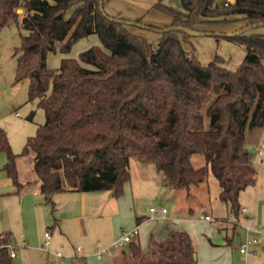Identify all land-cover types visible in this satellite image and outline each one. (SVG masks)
Wrapping results in <instances>:
<instances>
[{
    "label": "trees",
    "instance_id": "trees-1",
    "mask_svg": "<svg viewBox=\"0 0 264 264\" xmlns=\"http://www.w3.org/2000/svg\"><path fill=\"white\" fill-rule=\"evenodd\" d=\"M181 3L184 13L162 0L154 4L173 17L170 26L158 29L155 47L132 33L130 23L102 10L103 0H0V32L13 22L25 31L16 80H30V98L39 100L46 115L20 155L0 130L4 171L18 190L26 183L19 178L17 159L29 157L51 205L55 194L68 191H111L120 198L136 159L153 164L170 190L189 189L214 175L220 202L239 220L241 193L257 185L246 135L264 127V36L227 37L247 50L236 71L219 57L202 65L184 49L181 36H195L185 30L207 34L205 26L238 19L245 28L264 24V0ZM91 35L102 47L63 59L57 70L48 68L50 53L68 54ZM195 155L205 158L204 166L194 167ZM12 239L0 235V264H12ZM130 250L139 264L197 263L185 232L163 242L152 238L147 252L131 242Z\"/></svg>",
    "mask_w": 264,
    "mask_h": 264
},
{
    "label": "rangeland",
    "instance_id": "rangeland-1",
    "mask_svg": "<svg viewBox=\"0 0 264 264\" xmlns=\"http://www.w3.org/2000/svg\"><path fill=\"white\" fill-rule=\"evenodd\" d=\"M158 1L103 0L104 11L109 16L113 19L129 22L131 25L128 26V29L132 33L145 38L155 47L158 46L160 40L158 29L170 26L173 22L171 14L153 7ZM218 1L224 3V0ZM162 3L177 12L184 13L181 0H162ZM18 14L23 17L24 12ZM20 21L21 19H19ZM244 25L242 19L229 23L208 25L203 28L207 34L192 37L182 35L181 40L184 49L189 54L195 55L202 65H208L219 57L223 60L225 68L236 71L243 63L247 50L240 43L227 37L241 32L245 28ZM24 33L25 31L20 23L15 22L4 27L0 32V130L6 133L11 149L16 155L23 153L28 140L34 137L38 129L46 122V115L39 105V100L30 98V80L24 79L19 82L16 80L19 57L17 50L21 47ZM245 34L248 36H264V26L252 28ZM93 46L102 47L97 35H91L80 40L68 54L50 53L47 60L48 68L57 70L60 68L63 59H79L83 51ZM263 144L264 127L248 131L246 149L250 152L253 164L258 171L257 185L254 188H248L240 195L239 200L242 207V214L239 218L240 237L236 236L230 246H226L225 235L219 231L221 226L219 221L213 222V225H211L210 222L201 220V216L206 213L210 214L215 220L216 218L228 216V220L225 222L226 225H223L232 228L234 226L232 219H236L235 216L230 215L225 206L216 200L220 188L212 174L209 176L208 184L193 185L188 190L173 191L165 188L161 183V176L156 170H152L151 174L147 173L148 175H145L147 176L146 187L143 189L145 197H142L137 204V212L141 216L156 219L161 216L153 215L150 208L161 209L164 207L168 211L166 217L170 220L192 223L194 227H197V236L199 237L197 244L195 243L197 248L199 247L197 254L199 252L202 256H206L209 250L211 251L220 246L230 249V253L237 260L240 257V246L247 237L258 240L257 245L264 246V152L259 154L256 151V147H261ZM6 162V154L0 153V179L8 180L13 188L14 185L11 179L4 171ZM192 162L194 167L200 168L205 165V158L202 155H195ZM150 165L151 169H154V166ZM17 170L22 181H32L36 178L33 162L29 157H19L17 159ZM130 222L128 221L119 226V236L113 240L111 245L121 239L125 232L132 229ZM247 226L257 228V230L247 233ZM16 236L19 237V235ZM136 240L137 238H135ZM98 242H100L103 249L111 247V245H104L101 239ZM78 243L85 244L84 240L79 237L73 239V247ZM81 246L83 247V245ZM128 246L129 243L112 249V254L105 256L102 260H109L112 255H116ZM21 249L22 246L19 245L15 248V252L20 254ZM250 250L253 251V249ZM96 251H94V254ZM244 258L246 260L250 259L248 264H264V249L257 250L256 255H249Z\"/></svg>",
    "mask_w": 264,
    "mask_h": 264
},
{
    "label": "crops",
    "instance_id": "crops-1",
    "mask_svg": "<svg viewBox=\"0 0 264 264\" xmlns=\"http://www.w3.org/2000/svg\"><path fill=\"white\" fill-rule=\"evenodd\" d=\"M151 168L150 163L133 159L130 164L131 179L125 184L124 194L120 198L114 197L111 191H68L55 194L52 197L53 205L41 193L40 184L36 178L32 181H23L26 185L21 190H18L12 180L13 188L8 180L0 179V235L8 233L13 237V245L10 244L12 248L9 249L10 253L12 250L15 253V257L11 258L12 264H139L132 257L130 243L127 248L112 255L109 260L97 259L94 254L95 244L99 239L104 245H111L119 236V226L128 221H131L132 229L139 228L137 240L134 239L132 242L138 243L143 252L149 250L152 238L163 242L172 233L185 232L190 235L196 250V264H248L250 259L246 260L240 251V257L235 260L230 249L220 246L209 250L206 256H202L199 252L197 254L199 248L196 246L199 238L197 227H194L192 223L170 220L166 217L168 211L156 219L141 216L137 212V204L142 197H145L143 190L147 182L145 175L156 170L155 166L154 169ZM208 183L209 178L199 185ZM220 191L221 189L216 200L225 206L218 198ZM225 208L227 209L226 206ZM206 215L210 216L208 213ZM227 217L216 218L214 222L219 221L221 225L219 231L225 235L228 247L236 236L240 237V225L235 229L225 226L226 223L223 220ZM210 223L213 225V222ZM46 231L51 233L49 250L43 248ZM15 235L19 237L16 236V238ZM78 237L83 239L85 244L78 243L73 247L72 241ZM19 245L22 246L20 254L15 252V248ZM81 245H83V252H78L76 247ZM263 247L255 244L251 249L257 251L264 249ZM57 253H62L64 258L59 259Z\"/></svg>",
    "mask_w": 264,
    "mask_h": 264
},
{
    "label": "built area",
    "instance_id": "built-area-1",
    "mask_svg": "<svg viewBox=\"0 0 264 264\" xmlns=\"http://www.w3.org/2000/svg\"><path fill=\"white\" fill-rule=\"evenodd\" d=\"M233 1V0H224V6H228L229 3ZM256 151L259 153V154H263L264 152V144L259 147L257 146L256 147ZM151 212L157 216H163L167 213V209L166 208H161V209H158L156 207L154 208H151ZM201 219L203 220H206V221H210V222H214L215 219L212 218L211 216H208V215H204V216H201ZM236 224H239L240 225V220L236 221V219H232ZM257 230V228H252L251 226H247L246 227V231L247 233H250L252 231H255ZM139 235V228L136 227L128 232H125L124 233V236L119 239L118 241L114 242L113 245H111V247H108V248H105L103 249L101 247V244L100 242H97L95 244V247L97 249L96 253H95V256L98 258V259H103L105 256H108V255H111V250L112 249H116V248H119L125 244H128V243H131L135 238H137ZM50 243H51V233L49 231H46L45 232V241H44V244H43V248L45 250H49V247H50ZM258 243V240L256 239H250L247 237V239L241 244L240 246V253L244 256H249V255H256V251H251V247L255 244ZM8 248H12V245H9ZM76 250L78 252H83V247L82 246H77L76 247ZM57 257L59 259H62L64 258L63 254L62 253H57L56 254ZM10 256L11 258H14L15 257V253L14 251L12 250L11 253H10Z\"/></svg>",
    "mask_w": 264,
    "mask_h": 264
},
{
    "label": "water",
    "instance_id": "water-1",
    "mask_svg": "<svg viewBox=\"0 0 264 264\" xmlns=\"http://www.w3.org/2000/svg\"><path fill=\"white\" fill-rule=\"evenodd\" d=\"M233 1H234V0H233ZM101 9L104 10L103 7H101ZM23 12H24V11L21 10V9L18 10V13H23ZM128 23H129V22H128ZM261 26H264V24L262 23V24H255V25H252V26H248V27L244 28L241 32L236 33V34H234V35H230L229 37H232V38L237 37L238 35H240V34H242V33H245V32H247V31L251 30L252 28L261 27ZM185 31H186L187 33L191 34V35H205V34H203V33H195V32H192V31H190V30H185ZM14 242L16 243V240H15V239H14ZM196 258H197V256H196V254H194V259L196 260Z\"/></svg>",
    "mask_w": 264,
    "mask_h": 264
}]
</instances>
